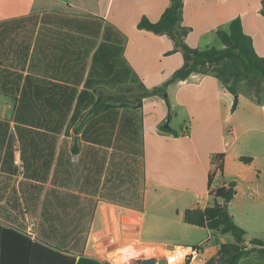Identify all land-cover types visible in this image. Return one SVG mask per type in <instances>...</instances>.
I'll use <instances>...</instances> for the list:
<instances>
[{
    "label": "crops",
    "instance_id": "1",
    "mask_svg": "<svg viewBox=\"0 0 264 264\" xmlns=\"http://www.w3.org/2000/svg\"><path fill=\"white\" fill-rule=\"evenodd\" d=\"M27 1L26 12H0V65L9 66L0 77V85L7 90L3 94L12 97L14 92L19 98L15 80L24 85L32 82L28 90H35L39 80L42 99L66 102L62 111L67 117L87 106L89 117L87 136L64 137L58 133L64 129L59 121H16L18 104L13 119L0 116L9 120L0 148V264H49L46 257L52 252L105 261L108 257L102 249L106 246L93 251L90 242L115 232L120 236L116 227L124 223L125 215L135 220L123 224L132 235L131 244L172 245L142 238L146 216L140 195L160 186L188 191L184 196L188 205L176 214L185 219L188 208L213 205V191L236 182L237 193L228 208L246 231V245L264 248L250 242L264 238V102L253 96L247 101L239 94L233 110L235 95L219 77L194 73L171 83L184 88L185 104L192 103L187 120L174 128L178 135L161 128L166 115L158 118L159 92L151 90L183 65L184 54L174 50L175 41L169 35L138 25L144 16L158 21L170 0ZM263 1L184 0L183 23L192 28L186 42L191 47H210H203V40L219 28L227 29L235 17L243 16L239 12H261ZM15 5L12 1L11 6ZM4 6L0 4V9ZM32 18L39 19V30L17 48L16 22L28 23ZM17 70L22 73L18 79ZM151 77L160 83L142 90L139 81ZM192 81L202 87L197 94L185 88ZM117 89H125L138 101H109L108 108L91 111L98 94L104 90L115 94ZM166 104L171 111L170 97ZM187 125L193 133L180 136ZM197 126L202 133H197ZM183 139L188 144H182ZM162 156L168 161L156 163L160 169H174L181 162L175 159L178 156L193 162L190 167L196 172L191 171L190 183L184 186L155 177L154 170L147 177L143 169L148 159ZM189 224L216 232L218 243L210 244V235L194 244L201 246V253L187 264H206L218 257L223 243L234 241L230 233ZM62 261L55 257L50 264ZM239 264H264V252L254 251Z\"/></svg>",
    "mask_w": 264,
    "mask_h": 264
},
{
    "label": "trees",
    "instance_id": "2",
    "mask_svg": "<svg viewBox=\"0 0 264 264\" xmlns=\"http://www.w3.org/2000/svg\"><path fill=\"white\" fill-rule=\"evenodd\" d=\"M264 4V1H263ZM264 15V7L261 10ZM184 0H170V5L163 12L158 21H151L144 16L139 22V28L157 34H167L175 41V51L182 50L184 63L179 67L163 85L155 87L151 93L166 91L169 84L180 80H186L194 73H207L211 67L218 68V76L228 90L235 95L232 109H236L239 102L238 86L242 80H247L255 89L257 101L262 103L260 93L262 81L264 80V55L258 53L254 37L247 33L242 16L235 17L227 29L219 28L217 36L223 43L224 48L214 46L205 48L191 47L186 42V37L191 32L190 26L184 25ZM26 85V86H25ZM21 84L19 80L14 81V86L20 90V97L15 114L18 122H58L67 113L62 110L64 107L54 98L42 99L40 95L39 80H36V89H27L33 85L32 82ZM44 92H46L44 90ZM98 97L93 112H99L108 108L112 102H118L124 94H105ZM109 101H112L111 103ZM169 107L171 108L170 104ZM170 118V115H169ZM9 127V120L0 118V148L6 141ZM162 130L178 135L177 130L170 125H162ZM248 161L249 158H242ZM223 169V164H219ZM237 193L236 182L222 186L213 191L215 202L213 205L201 208H188L185 211V221L191 224L207 226L216 229L221 233H230L234 241L223 243L216 259L209 260L206 264H239L242 257L257 251L263 253L264 248L248 247L246 245V231L239 226L231 214L228 203ZM222 200V201H221ZM254 245L264 246V238H253L250 241ZM52 252V251H50ZM47 255V263L54 262L55 257L63 258L62 264H109L98 257L81 254L76 257L64 256L59 252H52ZM59 264V263H58Z\"/></svg>",
    "mask_w": 264,
    "mask_h": 264
},
{
    "label": "rangeland",
    "instance_id": "3",
    "mask_svg": "<svg viewBox=\"0 0 264 264\" xmlns=\"http://www.w3.org/2000/svg\"><path fill=\"white\" fill-rule=\"evenodd\" d=\"M10 5L6 2L0 0V4H4L5 6L0 9V12H16L23 13L26 12L28 1L27 0H9ZM12 1H15V7H12ZM14 3V2H13ZM264 7V4H263ZM243 14V18L245 19L246 25L245 29L247 33L251 34L255 40V46L259 54L264 55V15L262 12H239ZM16 46L17 48H21L23 46V41L25 38L29 36L35 35V32L39 30V19H34L28 23H24V21L20 20L16 22ZM32 33L29 34V33ZM197 38V36L195 37ZM196 41V40H195ZM205 45L214 46L217 48H224L223 43L220 41L217 34L209 35L207 37V41L203 40V47ZM18 50V49H17ZM8 65H0V77L1 73H5L8 70ZM201 73V72H200ZM203 73V71H202ZM208 74L213 76H218V68L211 67L208 69ZM22 73L20 71H16L15 78H20ZM6 75V74H5ZM3 76V75H2ZM1 83V81H0ZM144 85H143V84ZM157 83H160V80L156 78H147L146 81H139L142 87L141 89L146 91L145 85L153 86ZM104 87V86H103ZM262 89L260 93V98L264 102V80L262 81ZM189 91H194L197 94L201 90V86L198 82L194 83L193 81L190 85L185 87ZM184 88L180 87L177 84H170L166 91H161L158 94L159 105L157 116L160 118L162 115H166V118L163 125H171L173 128L177 129L179 123L184 125L185 120H187V111L189 107L192 106V103L188 105L185 104L186 100V92L183 91ZM140 92V89L138 90ZM143 91V92H144ZM7 92L6 87L0 85V116L13 119L14 118V110L18 104V96L14 92H11L12 97L9 95H4L3 93ZM100 93V92H99ZM105 94H112L108 90H104ZM124 94V97L121 98L122 103L126 101L137 102V98L133 99V94L127 93L125 89H117L115 95ZM104 94V95H105ZM168 94L172 102L174 103L171 111L168 110V104L166 101L169 100ZM190 94V93H188ZM238 94L243 95V98L247 101H250L252 96L257 100L256 91L250 85L247 80H242L239 82L238 86ZM99 96L101 95L98 94ZM180 95V96H179ZM145 96H149L146 94ZM89 99V98H88ZM127 99V100H126ZM132 99V100H131ZM155 99V98H154ZM126 100V101H125ZM156 100V99H155ZM90 101L86 102L88 105ZM113 103V102H112ZM87 106L83 108V110L76 111L75 113H70L59 119V124L64 123L63 132L60 133L61 136L64 137H75L76 134L81 136H87V119L89 117V113L86 110ZM170 115V118H169ZM180 129V128H179ZM183 130H179L181 133ZM203 128L201 126H197V133H202ZM189 133H193V129L191 128ZM63 134V135H62ZM184 135L183 133L180 136ZM188 141H181L182 144H188ZM175 159L181 161L179 164L177 163L175 168H158L159 166L156 163H165L168 159L159 157L156 160L153 158L148 159L147 164L144 166V173L147 177H149L153 170L157 172L155 177L161 179H172L175 183L186 185L190 183V173L191 171L196 172V168L190 167L193 162H189L188 160L183 159L182 157H176ZM191 168V170H190ZM108 195H113L110 191H108ZM188 194V191L183 187H168V186H160L153 187L141 193V203L144 206L145 220L142 228V238L145 241H149L150 243H163V244H196L202 239H207L211 235L210 244L218 243L217 233L209 232L207 229H199L194 228L192 225L187 223L181 215L177 216V211L181 210L182 207H186L188 203H186V199L184 196ZM124 223L129 224L132 223L133 219L129 216H124ZM123 224H120L116 227V230L119 231L120 236L115 232L110 236H107L104 240H100L99 237L97 239H92L90 242V248L93 251L101 249L103 245L102 252L108 257L107 261L109 264H140L142 259L155 257L157 258L163 253H166L167 247L165 245H136L131 244V237L129 233H126L124 230H127L128 227H123ZM117 234V235H116ZM102 235V234H101ZM115 235L118 236L116 241H112L115 238ZM104 235L100 236L103 237ZM109 244V245H106ZM158 247L153 250L152 247ZM101 252V253H102ZM134 256H138L137 259H134Z\"/></svg>",
    "mask_w": 264,
    "mask_h": 264
},
{
    "label": "built area",
    "instance_id": "4",
    "mask_svg": "<svg viewBox=\"0 0 264 264\" xmlns=\"http://www.w3.org/2000/svg\"><path fill=\"white\" fill-rule=\"evenodd\" d=\"M189 125L184 129V136L189 137ZM168 248V246H167ZM201 253V246L194 244H175L173 249H167L166 253L157 257V263L159 260L165 259L166 264H187L190 260L196 259ZM174 256L176 260H171Z\"/></svg>",
    "mask_w": 264,
    "mask_h": 264
},
{
    "label": "water",
    "instance_id": "5",
    "mask_svg": "<svg viewBox=\"0 0 264 264\" xmlns=\"http://www.w3.org/2000/svg\"><path fill=\"white\" fill-rule=\"evenodd\" d=\"M169 125V124H167ZM174 245H168V248L169 249H173ZM157 258L155 257H150V258H144L143 261H142V264H156L157 263ZM159 264H166V261L165 259H161L159 260Z\"/></svg>",
    "mask_w": 264,
    "mask_h": 264
},
{
    "label": "bare ground",
    "instance_id": "6",
    "mask_svg": "<svg viewBox=\"0 0 264 264\" xmlns=\"http://www.w3.org/2000/svg\"><path fill=\"white\" fill-rule=\"evenodd\" d=\"M158 247H152L153 250L157 249ZM171 260H176L174 256L171 257Z\"/></svg>",
    "mask_w": 264,
    "mask_h": 264
}]
</instances>
